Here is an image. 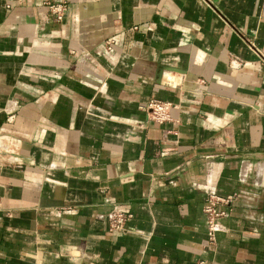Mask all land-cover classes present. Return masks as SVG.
<instances>
[{"label": "crops", "instance_id": "0c3cea01", "mask_svg": "<svg viewBox=\"0 0 264 264\" xmlns=\"http://www.w3.org/2000/svg\"><path fill=\"white\" fill-rule=\"evenodd\" d=\"M0 264H264V0H0Z\"/></svg>", "mask_w": 264, "mask_h": 264}, {"label": "built area", "instance_id": "2783aa9c", "mask_svg": "<svg viewBox=\"0 0 264 264\" xmlns=\"http://www.w3.org/2000/svg\"><path fill=\"white\" fill-rule=\"evenodd\" d=\"M49 10L54 15L58 23H62L67 13L65 3H54L49 5ZM145 111L148 118L157 124H164L171 121V105L162 102H153L149 104ZM229 199L209 196L203 206V212L207 217V238L210 244L216 241L217 222L224 216L225 212L219 209L220 205L229 204ZM130 214L114 211L109 218L110 227L114 232L123 233L126 231V224L131 219Z\"/></svg>", "mask_w": 264, "mask_h": 264}]
</instances>
